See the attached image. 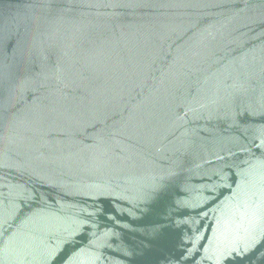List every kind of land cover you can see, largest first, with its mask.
<instances>
[{
	"label": "water",
	"instance_id": "water-1",
	"mask_svg": "<svg viewBox=\"0 0 264 264\" xmlns=\"http://www.w3.org/2000/svg\"><path fill=\"white\" fill-rule=\"evenodd\" d=\"M0 264H264V0H0Z\"/></svg>",
	"mask_w": 264,
	"mask_h": 264
}]
</instances>
